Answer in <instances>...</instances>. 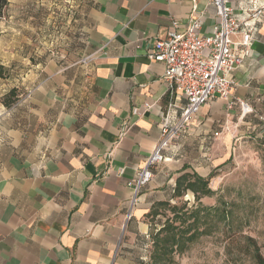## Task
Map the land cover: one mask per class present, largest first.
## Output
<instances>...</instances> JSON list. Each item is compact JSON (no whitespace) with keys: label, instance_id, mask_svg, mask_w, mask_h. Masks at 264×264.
Wrapping results in <instances>:
<instances>
[{"label":"crops","instance_id":"0c3cea01","mask_svg":"<svg viewBox=\"0 0 264 264\" xmlns=\"http://www.w3.org/2000/svg\"><path fill=\"white\" fill-rule=\"evenodd\" d=\"M89 4L92 55L83 112L55 116L44 129L49 107L32 127L0 103V264H142L145 258H131L126 247L135 241L145 247L149 214L154 205L172 201L177 178L186 173L209 178L227 168L236 120L264 137L263 17L233 74V94L203 106L165 151L153 181L136 194L128 182L154 152L163 115L175 100L163 79L165 65L148 54L168 36L173 21L184 30L198 20L200 34L211 35L219 17L211 0ZM233 5L241 16L249 0ZM241 39L240 33L233 37ZM239 101L249 103L253 113L241 115ZM183 105L177 102V118ZM217 130L219 138L213 136ZM186 147L199 149L194 162L182 161Z\"/></svg>","mask_w":264,"mask_h":264},{"label":"rangeland","instance_id":"374dc122","mask_svg":"<svg viewBox=\"0 0 264 264\" xmlns=\"http://www.w3.org/2000/svg\"><path fill=\"white\" fill-rule=\"evenodd\" d=\"M89 5V0H8L0 18V93L8 92L0 103L4 105L14 91L9 108L15 119L25 116L34 127L39 124L38 114L49 107L44 112L46 129L55 116L86 108L92 55ZM235 124L229 164L210 180L216 193L201 199L205 207L220 206L228 212L230 223L214 215L200 227L208 233L185 251L175 252L170 264H256L248 237L256 240L264 255V137L244 120ZM186 148L182 161L194 162L199 149ZM198 204L192 192L173 197L158 217L149 216L151 231L145 247L141 250L135 241L133 247H126L128 256H143L142 264H152L158 232L164 225L185 230Z\"/></svg>","mask_w":264,"mask_h":264},{"label":"built area","instance_id":"2783aa9c","mask_svg":"<svg viewBox=\"0 0 264 264\" xmlns=\"http://www.w3.org/2000/svg\"><path fill=\"white\" fill-rule=\"evenodd\" d=\"M235 1L211 0L219 17V25L213 34L201 35L202 23L198 20L184 30H179V23L173 21L168 36L157 40L149 52L150 60L165 65L163 79L175 100L163 115L161 138L154 152L128 182L136 194L153 181L155 169L166 160L165 151L187 132L203 106L217 98L228 99L233 94L236 86L233 74L248 54L257 25L264 17V2L249 0L245 13L239 16L235 14ZM239 33L242 39L235 42L233 37ZM178 101H183L184 105L177 118ZM239 104L243 116L253 113L249 103L239 101ZM234 106L235 102L229 103L230 110ZM145 107L150 109L152 105ZM220 135L221 130L213 134L215 138Z\"/></svg>","mask_w":264,"mask_h":264},{"label":"trees","instance_id":"16d2710c","mask_svg":"<svg viewBox=\"0 0 264 264\" xmlns=\"http://www.w3.org/2000/svg\"><path fill=\"white\" fill-rule=\"evenodd\" d=\"M8 5V0H0V18L3 16L5 8ZM14 95L12 91L8 97L5 98L4 104L7 107L12 105L11 96ZM209 178H203L198 174H183L176 180V188L174 197H183L187 192H192L196 201L199 203L197 208L191 212L189 219L192 222L185 230L172 228L164 225L158 232L157 240L154 242L153 251L151 253L152 264H170L172 263L175 252L185 251L189 244L195 241L198 237L207 234V230H200L204 224H209L210 218L218 215L222 221L230 223V216L228 212L217 207H205L201 203L203 197H212L215 191L210 187ZM168 202H161L153 206V210L149 214L152 218H156L161 213V208H166ZM190 221V220H189ZM247 242L252 249V256L256 264H264V255L261 248L258 246L256 240L252 237L247 238Z\"/></svg>","mask_w":264,"mask_h":264}]
</instances>
